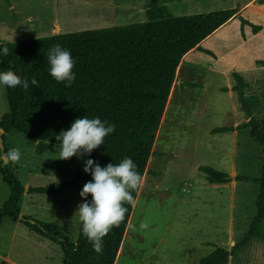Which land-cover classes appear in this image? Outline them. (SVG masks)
I'll return each instance as SVG.
<instances>
[{
	"label": "rangeland",
	"instance_id": "374dc122",
	"mask_svg": "<svg viewBox=\"0 0 264 264\" xmlns=\"http://www.w3.org/2000/svg\"><path fill=\"white\" fill-rule=\"evenodd\" d=\"M169 1L161 0L167 6ZM148 4L149 0H0V38L28 40L142 22ZM186 5L177 0L170 10L176 15L198 13ZM251 23L264 26V5L250 8L244 19L182 55L117 264H198L216 247L230 250L248 232L257 213L259 184L235 177L259 176L264 149L248 129L236 128L247 119L233 90V73H240L248 83L247 96L264 93V33L252 38ZM7 111L6 89H0V122ZM219 127L234 130L214 133ZM4 145L2 152L12 147L21 150L18 163H7L26 190L21 214L57 224L76 242L79 193L49 195L28 190L71 181L82 171V159H59L58 145L39 151L37 143L18 132L5 134ZM206 165L228 173L231 181L209 183L199 170ZM9 192L0 172V208ZM62 259L59 245L23 223L4 220L0 264H62ZM229 264H264V241L253 238Z\"/></svg>",
	"mask_w": 264,
	"mask_h": 264
},
{
	"label": "trees",
	"instance_id": "16d2710c",
	"mask_svg": "<svg viewBox=\"0 0 264 264\" xmlns=\"http://www.w3.org/2000/svg\"><path fill=\"white\" fill-rule=\"evenodd\" d=\"M233 13L224 9L176 15L161 0H149L147 18L142 22L28 40L6 42L0 38V47L9 50L7 56L0 57V71L12 70L29 81L27 91L6 89L8 111L0 122L4 141L5 134L18 132L44 152L50 145L59 146L56 136L68 129L74 119L98 116L115 124L116 129L87 158L104 166L129 157L142 177L182 55L226 23ZM252 26L255 33L262 29ZM56 44L68 50L75 60L76 78L70 87L57 83L48 72L47 54ZM33 77L39 86L31 85ZM233 77L236 81L233 90L247 119L236 128L248 129L251 138L264 149V93L247 96L248 83L244 77L238 72ZM233 130L219 127L214 133ZM199 170L211 184L231 181L228 173L212 166H200ZM0 172L10 190L0 208V228L6 218L23 223L61 247L62 264H115L138 189L132 192L133 202L124 204L127 212L123 221L103 238L102 252L96 253L82 234L81 225L73 242L57 224L23 216L21 205L26 192L23 184L7 163L0 166ZM90 179L82 162V171L71 181L33 187L28 193L58 195L69 190L79 193ZM235 180L259 184L257 213L248 232L230 250L216 247L198 264H229L253 238L264 241V158L259 176L238 175Z\"/></svg>",
	"mask_w": 264,
	"mask_h": 264
},
{
	"label": "clouds",
	"instance_id": "9594fccd",
	"mask_svg": "<svg viewBox=\"0 0 264 264\" xmlns=\"http://www.w3.org/2000/svg\"><path fill=\"white\" fill-rule=\"evenodd\" d=\"M7 47H0V57L8 55ZM49 75L57 82L70 87L75 81V60L71 53L59 44L52 46L47 54ZM31 85L39 86L33 77ZM27 91L29 81L21 79L12 70L0 71V89H17ZM115 124L98 116L88 118L81 116L62 130L57 136L59 141L58 158L67 160L73 156L82 159L84 173L91 179L83 185L79 196L82 202L78 204L75 214L81 225L82 234L91 243L93 251L101 253L103 238L123 221L127 208L125 203H132V192L141 186L142 177L137 171V165L129 157H124L119 163L112 161L104 166L90 157L93 150L104 145L105 137L114 133ZM21 160L19 147H12L7 152L0 151V166L6 163H18ZM90 196V199H89Z\"/></svg>",
	"mask_w": 264,
	"mask_h": 264
},
{
	"label": "crops",
	"instance_id": "0c3cea01",
	"mask_svg": "<svg viewBox=\"0 0 264 264\" xmlns=\"http://www.w3.org/2000/svg\"><path fill=\"white\" fill-rule=\"evenodd\" d=\"M175 1L177 0H170L169 1L170 3L168 2V7L171 8L170 4ZM179 1H182L183 4H187L186 5L188 6L187 9L192 12L194 10L200 13V12H211L215 10H224V9H230L234 12L236 11V16L234 15L233 17H231L226 23H224L222 26L217 28L213 33H211L202 42H205L207 39L209 40V38L216 37L218 34L223 32L226 28L235 25L237 20L242 19V18L244 19L246 12L250 8H255V6L259 7L260 5H264V0H179ZM204 6H208V7L211 6V8L208 11H199V9L198 10L195 9L199 7L202 8ZM252 24L254 23H251L252 34H253L252 38L257 37L259 35L262 36V34L264 33V26L254 24L255 26H260L262 28L261 30L255 33ZM56 30L59 31L60 27L57 26ZM56 34H58V32H56ZM240 35L241 34H239V36ZM236 36H237V33H236ZM246 42L247 40H242L243 44H245ZM219 56L221 58H225L224 55L223 56L219 55Z\"/></svg>",
	"mask_w": 264,
	"mask_h": 264
},
{
	"label": "water",
	"instance_id": "95a60500",
	"mask_svg": "<svg viewBox=\"0 0 264 264\" xmlns=\"http://www.w3.org/2000/svg\"><path fill=\"white\" fill-rule=\"evenodd\" d=\"M4 130L2 129L1 131H0V148H1V150H4V148H5V145H4V139H3V135H4Z\"/></svg>",
	"mask_w": 264,
	"mask_h": 264
},
{
	"label": "bare ground",
	"instance_id": "6f19581e",
	"mask_svg": "<svg viewBox=\"0 0 264 264\" xmlns=\"http://www.w3.org/2000/svg\"><path fill=\"white\" fill-rule=\"evenodd\" d=\"M135 211V208H134V210H133V212ZM133 214V213H132ZM133 217V216H132ZM132 217H131V220H132ZM130 220V221H131ZM130 223V222H129ZM132 223V222H131ZM120 253H121V249H120V251H119V253H118V257H117V260H116V262H115V264H117V262L119 261V256H120Z\"/></svg>",
	"mask_w": 264,
	"mask_h": 264
}]
</instances>
